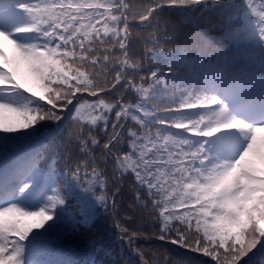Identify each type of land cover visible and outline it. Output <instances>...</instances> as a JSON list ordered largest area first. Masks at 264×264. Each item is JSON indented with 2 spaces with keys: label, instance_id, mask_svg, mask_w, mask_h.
I'll return each mask as SVG.
<instances>
[{
  "label": "snow or ice",
  "instance_id": "obj_1",
  "mask_svg": "<svg viewBox=\"0 0 264 264\" xmlns=\"http://www.w3.org/2000/svg\"><path fill=\"white\" fill-rule=\"evenodd\" d=\"M107 7L105 0H0V151L28 148L0 179V264H73L33 259L34 246L74 225L70 200L85 215L99 206L116 211L129 174L161 241L202 254L206 264H264V175L241 168L246 153L209 163L221 160L219 143L208 139L219 129L200 131L175 117L170 126L184 133L145 131L153 113L126 99L132 86L108 45ZM49 125L65 134L51 158L42 131ZM117 227L129 247L143 235ZM133 251L139 264H191Z\"/></svg>",
  "mask_w": 264,
  "mask_h": 264
},
{
  "label": "trees",
  "instance_id": "obj_2",
  "mask_svg": "<svg viewBox=\"0 0 264 264\" xmlns=\"http://www.w3.org/2000/svg\"><path fill=\"white\" fill-rule=\"evenodd\" d=\"M241 1L105 0L108 5L105 15L112 30L108 45L115 48L112 55L117 64L123 63L124 79L132 86L126 99L132 104L139 100L153 113L145 131L161 136L184 133V129L170 126L175 117H183L184 123L197 122L194 126L200 131L223 128L235 115L216 94L219 83L225 88L228 85L227 93H231L233 101L253 95L258 83L250 79L238 82V73L242 71L240 66L246 69L264 59V14L255 2H245L244 5H250L245 12ZM226 80L229 82L225 83ZM223 86L219 87L223 89ZM215 100L217 107L228 110L229 123L215 124L207 117L209 101ZM42 131L52 145L51 158L62 145L65 134L58 133L54 125ZM217 132L208 139L219 143L221 160L209 163L237 159L239 156L232 150L231 142L217 136ZM47 163L44 161L41 167ZM241 168L264 175V148L251 147L244 155ZM134 184V177L129 174L116 198V211L111 206L107 210L99 206L85 215L70 200L68 211L74 214L75 223L62 234L46 240L52 259L70 260L73 264H125V261L139 264L140 257L133 251L135 247L143 248L148 256L170 253L189 259L191 264H206L209 258L202 254L161 241L158 233L153 234V225L141 211L142 205L136 203L138 192L143 198V189L134 188ZM117 224L143 235L129 247Z\"/></svg>",
  "mask_w": 264,
  "mask_h": 264
},
{
  "label": "rangeland",
  "instance_id": "obj_3",
  "mask_svg": "<svg viewBox=\"0 0 264 264\" xmlns=\"http://www.w3.org/2000/svg\"><path fill=\"white\" fill-rule=\"evenodd\" d=\"M214 115V113H211V116ZM218 116V115H217ZM264 132V125L262 126H258V127H254V129L252 130V132H250L247 136L250 138L249 140V147L246 148H250L252 145L257 144V139L256 137H260L262 135V133ZM247 152V151H246Z\"/></svg>",
  "mask_w": 264,
  "mask_h": 264
}]
</instances>
